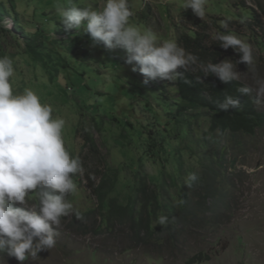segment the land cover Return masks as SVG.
Segmentation results:
<instances>
[{"label": "rangeland", "instance_id": "1", "mask_svg": "<svg viewBox=\"0 0 264 264\" xmlns=\"http://www.w3.org/2000/svg\"><path fill=\"white\" fill-rule=\"evenodd\" d=\"M73 3L98 8L103 0H0L1 11L7 8L11 14L3 22L7 32L0 36V57L7 55L14 61L15 76L10 78L14 93L31 89L42 104L52 107L54 118L66 121L62 136L71 156L83 150L85 135L96 141L100 154L90 158L89 168L100 167L110 175L118 171L113 196L122 203L133 193L138 170L153 183L163 174L179 177L180 185L171 189L177 194L205 152V117L196 121L189 134L187 125L178 134L180 128L169 117L181 101L177 83L158 79L146 84V78L132 70L134 65L125 63V50L94 46L82 30L66 32L57 6L67 8ZM183 4L184 0H129L134 13L130 23L151 30L158 44L168 39L178 43L183 34L195 32L205 33L209 42H218L213 37L220 32L237 35L252 45L254 55L251 70L246 64L237 65L238 81L255 89L256 81L264 79V0H208L203 20ZM16 13L23 33L33 36L42 31L41 61L26 53L21 34L14 30ZM221 21L228 22L227 29ZM224 59L235 62L240 54L229 48ZM252 95L255 98V91ZM257 105L264 111V102ZM244 142L243 154L230 150L225 160L228 175L233 176L231 211L219 226L189 236L181 251L161 256L142 248L127 249L128 240L121 233L84 236L61 220L56 247L24 264H185L199 252L211 256L201 264H264V128ZM174 149H181L189 171L181 177L176 165L180 154ZM73 179L77 190L69 199L74 208L82 212L96 208L84 173Z\"/></svg>", "mask_w": 264, "mask_h": 264}, {"label": "clouds", "instance_id": "2", "mask_svg": "<svg viewBox=\"0 0 264 264\" xmlns=\"http://www.w3.org/2000/svg\"><path fill=\"white\" fill-rule=\"evenodd\" d=\"M207 3L208 0H184L183 7L192 9L203 20ZM57 13L66 32L82 30L94 46L125 50L127 63H135L132 70H138L146 84L158 79L191 83L185 73L194 65H199L204 76H214L228 84L240 79L238 64H246L248 70L254 65L252 45L230 33H217L213 39L224 50L231 48L240 54L235 62L224 59L220 63H203L175 40L158 44L151 30H141L130 23L134 13L129 0H103L98 8L73 3L67 8L57 6ZM220 24L227 29V21ZM14 76L13 59L0 57V255L24 264L56 247L61 218L73 214L83 218L69 197L77 190L73 177L84 169L80 158L71 156L65 148L62 131L66 121L54 118L52 107L42 104L31 89L15 94L10 82ZM198 81L202 82L200 78ZM237 91L249 97L255 91V103L264 102V79L256 81L255 89L242 86ZM217 107L220 111L239 109L240 101L226 96ZM197 179L195 173H189L186 186L191 188ZM33 199L38 203H30ZM168 219L159 215L157 223L165 226Z\"/></svg>", "mask_w": 264, "mask_h": 264}, {"label": "trees", "instance_id": "3", "mask_svg": "<svg viewBox=\"0 0 264 264\" xmlns=\"http://www.w3.org/2000/svg\"><path fill=\"white\" fill-rule=\"evenodd\" d=\"M12 8L15 10L11 5ZM9 14V9L4 8V11H1L0 7V36L7 32L3 22ZM143 16L148 17V14L143 12ZM18 20L16 13L14 30L21 34L26 53L33 60L41 61L44 55L42 31H37L33 36L25 34ZM177 44L197 56L203 63H220L225 54V50L219 46V41H207L205 33L183 34ZM133 65L136 67L135 63ZM185 77L191 83L176 81L181 101L176 111L169 115L171 122L180 128L178 134L185 131H181L185 125L188 126L186 132L189 134L201 116L205 117L207 127L202 135L205 152L200 155L198 166L190 171L198 177L192 187H187L184 182L180 191L173 194L172 187L177 189L180 185L179 177L163 174L158 183H153L148 174L138 170L133 193L122 203L113 196L120 178L118 171L114 172L115 175H110L104 173L100 167L89 168L88 161L92 156H98L100 151L96 141L85 135L83 150L73 157L80 158L84 180L88 190L96 198L97 205L88 211H80L82 219H77L74 214L61 218L62 221L68 222L69 229L79 231L84 236H115L116 233H121L128 240L127 249L142 248L150 254L157 252L163 256L162 254L168 252L175 254L181 251L189 236L200 235L204 230L219 226L231 211L233 176L228 175L226 155L230 150L243 154L244 138L254 137L258 130L264 128V111L255 103L253 95L249 97L237 91L238 88L247 86L243 82L232 81L224 84L214 76H204L199 65L192 66L185 73ZM198 78L202 82H199ZM226 96L238 99L240 108L220 111L217 105L224 102ZM173 151L180 154L176 165L181 177L189 171L186 169L181 149ZM192 152L195 150L192 149ZM30 203L38 201L33 199ZM15 206L22 207L18 204ZM159 215L169 218L167 225L161 226L157 223ZM210 259L209 254L199 252L185 261V264H201ZM13 263L19 261L0 255V264Z\"/></svg>", "mask_w": 264, "mask_h": 264}]
</instances>
